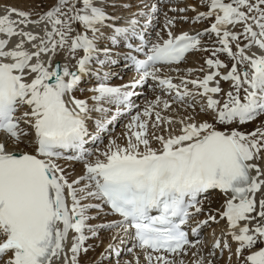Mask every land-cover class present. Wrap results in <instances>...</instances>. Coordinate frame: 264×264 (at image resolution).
<instances>
[{
  "label": "snow or ice",
  "instance_id": "6c2138e0",
  "mask_svg": "<svg viewBox=\"0 0 264 264\" xmlns=\"http://www.w3.org/2000/svg\"><path fill=\"white\" fill-rule=\"evenodd\" d=\"M200 3L206 10L191 21L207 27L175 34L178 18L165 14L167 38L157 31L153 41L138 31L137 17L156 13L157 4L133 13L123 27L109 23L116 17L101 0H54L40 12L6 7L0 14V264H79L85 242L101 229H117L113 241L121 232L130 235L145 264H186L190 249L203 242L190 239L185 226L197 236L220 221L226 228L208 255L191 252L187 264H215L216 250L225 249L236 264H264V123L240 130L264 115V0ZM189 10L196 8L170 9ZM102 38L122 45L139 79L121 86L104 82L108 74L101 69L117 61L110 48L98 47ZM195 51L210 52L206 69L187 70L188 76L205 73L202 78L181 76L174 83L161 75L165 68L179 72L173 66ZM61 54L63 62L53 64ZM93 72L99 82L89 89L90 107L74 92ZM149 80L161 94L125 125V143L110 139L87 160L93 153L85 145L98 138L89 132L90 114L107 113L105 103L130 110L136 93L128 89ZM221 81L230 82L226 93ZM181 108L187 115L164 114ZM201 113L210 119H197ZM119 114L117 107L116 115L97 120V130L105 131ZM59 160L82 161L83 174L69 180ZM210 191L223 195L220 209L203 207L200 197ZM105 206V215L119 219L89 224ZM205 212L206 219L191 227Z\"/></svg>",
  "mask_w": 264,
  "mask_h": 264
},
{
  "label": "bare ground",
  "instance_id": "6f19581e",
  "mask_svg": "<svg viewBox=\"0 0 264 264\" xmlns=\"http://www.w3.org/2000/svg\"><path fill=\"white\" fill-rule=\"evenodd\" d=\"M52 1L54 2V0H52ZM112 1L114 3H116V4H113ZM166 1L168 3H170V4L176 5V3H177V5L181 6L180 3H179L180 0H166ZM47 2H50V1L43 0V5H42L41 0H0V9H5L6 7H15V8H18L20 10H24V11L33 10L35 12H40L42 10H47V8L51 6L52 3L47 4ZM101 2L102 3H106V5H107L106 11L110 15L116 17L115 20L109 22L110 24L115 25V26H121V27L126 26L127 20L132 16L133 13H136V12H134V8H132L133 10H131L130 8H128L126 6L127 0H101ZM168 3H167V5L170 6V4H168ZM151 5H152L151 3L150 4H147L145 6V8L146 7H150ZM203 9H204V11L206 10L205 8H203ZM147 10H149V8L148 9H145L144 12L147 13ZM184 14H186V13H184ZM174 16H175V13H174ZM178 17H181V16H178ZM33 18L35 19L36 17L33 16ZM137 19H139V21H140V27L138 28V29H140L139 31H142L143 32L145 30V31H147L146 33H152V31H153V25H156V24L153 23V19H151L150 16L137 17ZM148 20H150L151 22L150 23H146V21H148ZM155 21H157V20L155 19ZM190 24H192L191 23V18H189L187 21L178 23L177 27L174 26L173 27L174 29L172 31L175 34L178 31L179 32L187 31V32H190V34H194L195 32L201 31L205 27L208 26V23L207 22H200V24H194V25H190ZM162 28L163 29L160 28L161 30L159 29L160 30V33H161V36L163 38H167V35H166L167 30L165 29V27H162ZM150 37H151V35H150ZM205 42H206V44H208V46H211L210 45V42L208 41V38L207 37H205ZM98 47L101 48V49L104 48V47L110 48L112 50L111 51V58L117 60V63L111 64V65H106L102 69L108 70L109 68L113 67V65H115L116 67L114 66L113 68L110 69V71L114 70V72L117 73V70L122 67V69H119L120 70L119 71L120 73H124V70H126V72L132 70L135 73V70H133V68H135V67L132 66L129 62H126L123 59V54H124L125 49H123V47H122L121 44L112 45L109 40H107L106 38H102V39H100L98 41ZM253 49H252V51H253ZM80 54L82 55V53H80ZM195 55H192L191 54L190 57L187 60H185L184 63H182L179 66L173 67V69L176 68V67H178L180 69L179 72H177L175 70H172V69L165 68L164 71L161 73V75L162 76H164V75L171 76L173 78L174 83H180L179 77H181V76H188V73H187V70L188 69H199L201 67H204L205 68L206 65H204V60H205V58H207L208 56H210V52L202 51L200 57H197ZM99 57L102 58V59H107V57H104L103 56V53L102 52L99 54ZM219 58L221 60L225 61V63H228L229 66L231 65V61H229L228 58L225 55L222 54V55H220ZM193 59H195V60H193ZM56 61L62 63L63 62V55L61 54V55L56 56L55 59L53 60V63L56 62ZM93 64H95V63H93ZM126 67H129L130 69H126ZM104 73H107V71H105ZM107 74H108L107 75V79L104 82L107 83L110 86H113V84L110 82V80H112V77H111L110 73H107ZM202 76H203V72L194 71L191 74V76H188V78H190V79L197 78V77L202 78ZM88 78L91 79L92 82L89 83V85L86 86V87L92 88V87L96 86L98 84V82H99V78L93 72L91 75H88V76L84 77L83 80H82V83H83L84 80H86ZM94 78H95V80H93ZM138 78L139 77H137L136 79H138ZM125 83H126V81H119V82H117L118 85H125ZM128 83H129V80H128ZM227 83H230V82H223V81H221V87H223L224 93H226L229 90V89H226L227 87H225V85ZM189 87L191 88L192 86L189 85ZM128 90L131 91L133 89H128ZM135 90H136V92L143 93L142 96L137 97V100L138 101L136 103H140L141 102V101L139 102L140 98H142V100H144L143 98L145 97V95L148 96L147 98L150 101L153 100L157 95H160L159 89L156 87L155 83L153 81H151V80H149L147 82V84H145V85H143L141 87H138ZM224 93H221L220 94V97L219 96L218 97L219 98L223 97ZM88 94L90 95V94H93V93L91 91H88L87 95ZM74 95L77 98H81V99H86V96H87L86 94L85 95L83 94V96H80L78 94V92H76V91L74 92ZM89 97H91V96H89ZM87 100L89 102V106L92 107L93 104H94V102L90 98H87ZM196 101H200V98L199 97H196ZM143 103L142 104L140 103L139 108H140L141 105H143ZM144 105H143V107H144ZM104 107L109 108L110 110H109V113H107V114L105 113L106 116L103 117V118H111V116L115 115L114 112H115V109H117V106H115V104H107V103H105L104 104ZM122 109H124V108H122ZM196 111H199V104H197ZM92 113H96V112H92ZM165 113L167 115H174V113H172V112H165ZM177 114H178V116L179 115H187V112H184V111H182V109H179L177 111ZM197 119H210V118L208 116H205L204 114L201 113L200 116L197 117ZM96 121H97L96 119L91 118L87 122L88 123L89 132L92 135L98 137L95 140V142L96 141H99V136L98 135H100V134H103L104 135V131H98L97 128H95L93 131L90 130V128H92L93 126L96 125ZM256 121H258V120H256ZM115 122H116V120L113 121L111 124H106V126H109V128H110V126H113V123H115ZM262 123H264V120H263ZM262 123L258 124V126H260ZM249 125L250 124H247V125L242 126L240 128V130L241 131H244L242 128L243 127L244 128L245 127H248ZM251 130H253L252 127L249 130L244 131V132H250ZM118 139L116 140L117 143H121V144L125 143V137H124V135H121L120 139L119 140ZM108 143L109 142H107L105 145H102V147H100L99 149L101 151L105 150V147H106V145ZM93 144H94V141L93 140H89V142L86 143V145H85L86 146V149L92 148ZM154 146H156V145H154ZM21 147H24V146L21 145ZM27 150L30 151L31 149H27ZM89 158L90 157H87V159H89ZM95 158L96 157L93 156L92 159H89V160L91 161V160H94ZM101 158H103V157H101ZM58 163L65 169V172L68 174L69 180L75 179L79 175L83 174V163H81V161H77V160H70V161L59 160ZM260 163H261V166L264 167V161H261ZM215 195H216V200H213V201L209 202V206L213 210L220 209L221 208V204L224 201V197H223V195L219 191H215ZM93 202L96 203L97 201H93ZM205 209L207 210V206H206ZM107 211H108V209L105 206L104 207V212H102L99 216H97V218L94 219V221L92 220L93 222L90 221V220L88 222H91L90 224H94V223H98L99 224V223H108V222H111L113 220L119 219V217L114 216V215H105L104 213H106ZM91 214H95V216H96V212L95 211H92ZM206 216H207V212L202 213L200 215H197V216L194 217V219H195L194 221L204 220V219H206ZM206 228H207V230H209L208 232L205 231ZM224 228H226V224H225L224 221H220L219 223H210V226H204V227H202L200 229L199 233H198L202 237L201 238L200 237H197V238H200V240L203 242V244H202V246H198V248L190 249L189 254L184 257L186 264H187L188 261H190L191 259H193V257L191 256V252L200 251V254L202 255V253H201V249H202V251L204 252L203 255L204 256H207L208 255V252H209V249L211 248L214 240L217 237L220 236L221 229H224ZM102 231H103V229H101V232ZM117 231L118 230L116 229V232ZM213 233H215V235H213ZM101 234L102 233H100V235ZM105 237H104V239H105ZM108 238L109 239H106L105 241H108L109 242L111 240V236H109ZM117 239L116 240L119 243L116 242V240L115 241H112V242H116V244L115 243L113 244L112 242L111 243L114 245V248L117 249V250H118L119 246L121 244H123V247L121 246L122 247V250H121L120 254L117 255L118 252L113 253L112 250L114 248L112 250H106L104 252V256H103L104 258H103L102 262L97 261L95 264H102V263H104V261H105L104 264H106V260L109 257L106 254V252H110L112 258H114L116 256L115 257L116 259L120 258L119 256L120 255H123L124 254L123 252H126L125 255H123V256H127L130 253H132L133 257L131 259L130 258H125L122 262H124L125 264H137L136 257L139 256V258H140L139 259V264H145V261H144L143 254H142L141 250L139 248L134 247V240L132 239V237L130 235H125L124 233L121 232L120 236ZM120 241H123V242L120 243ZM68 243L70 245V243H71V235L69 236ZM92 245L93 244H90L88 246L89 248L87 247L88 248V251L86 253L82 252L80 254L81 258L79 257V264H94L93 263L94 256H95V258L98 256V252L96 250H97L98 247H101L102 246L100 248V251H101L103 249V245L101 244V242H100V245L97 244V243H94L93 246ZM234 249H235V245L233 244V251H234ZM225 252H226V255H224V257L222 255V257H221L220 250H216V257H215L216 258V262H215V264L218 263V262H220L219 264H236V257L234 255H232L227 249H225ZM129 256H131V255H129ZM229 257H231V260H229Z\"/></svg>",
  "mask_w": 264,
  "mask_h": 264
},
{
  "label": "rangeland",
  "instance_id": "374dc122",
  "mask_svg": "<svg viewBox=\"0 0 264 264\" xmlns=\"http://www.w3.org/2000/svg\"><path fill=\"white\" fill-rule=\"evenodd\" d=\"M47 1H50V2H47V4H50V3H54L52 0H47ZM153 2V3H152ZM112 3L113 4H116V3H114L113 1H112ZM157 4L158 5V11L155 13V14H152L150 17H151V19H153V23L154 24H156V25H153V31H152V41H153V39H155L156 38V36H155V34H156V32L157 31H160L161 29H163L162 27H165V23H166V17H165V14H167V17L168 18H172V17H177L178 19L176 20V25H175V27H177V25H178V23H181V22H184V20H181V19H179L180 17H178V16H181V17H188V18H192V17H194L196 14H197V12H199V11H204V7L201 5V3H200V0H180L179 1V3H180V5L181 6H179V5H177V3H176V5H173V4H170V3H168L166 0H164V2H160V0H127V2H126V6L128 7V8H130L131 10H133L132 8H134V12H137V11H140V10H143V11H145V9H148L149 7H146L145 8V6L147 5V4ZM167 3L168 4H170V6L169 5H167ZM175 6V7H174ZM192 7H195L196 8V11H191V10H189V11H186V12H183V13H181V12H179V11H170V9H172V8H175V9H180V8H192ZM149 10H147V12H148ZM196 12V13H195ZM174 13H175V16H174ZM178 13V14H177ZM184 13H186V14H184ZM195 13V14H194ZM155 19L157 20V21H155ZM191 23L192 24H190V25H194V24H200V23H193L192 21H191ZM161 28V29H160ZM160 29V30H159ZM166 30H168L167 28H165ZM174 28H172V30H173ZM106 31V34H107V30H105ZM201 52L202 51H200V52H195L193 55H195V56H197V57H200L201 56ZM193 60H195V59H193ZM115 66V65H114ZM113 66V67H114ZM112 67V68H113ZM110 69V68H109ZM103 72V71H102ZM114 72V70L112 71V74H110L111 76H115L114 78H113V80H112V83L114 84L115 82H118L119 80H127V75H125V74H123V73H113ZM107 73H109V71H107ZM118 74V75H117ZM93 80H95V78L93 79ZM92 81H91V79H86V80H84L83 81V84H81L80 85V89L79 90H77L76 92H78V94L80 95V96H83V94L85 95H87V93H88V91H89V88L90 87H86V86H88L89 85V83H91ZM230 86V84L227 86V87H229ZM161 94V93H160ZM93 94H88L87 96H86V99L87 98H90L89 96H92ZM148 96L147 95H145V97L143 98L144 100H142V98H140V103L142 104L143 102V105L146 103V102H148V101H150L148 98H147ZM164 98H167L166 96L164 97ZM143 105H141L140 106V108L138 109V110H135L134 112H132L129 116H127V117H121L116 123H114L113 124V126H111L110 128H106L107 130L106 131H104V135H102V134H100V140L99 141H97L96 142V144L92 147V150H94L92 153H93V155H90V159H92V157L94 156V157H96V149H99L100 147H102V145H105L107 142H109V140L110 139H115V140H117L118 138L120 139V137H121V135H123L124 133H125V131H126V129H125V125H127L128 123H129V121L131 120V117L132 116H134V115H136L137 114V112H140L141 110H143ZM145 106V105H144ZM143 107V108H142ZM173 107H176L175 105H173ZM182 109V108H181ZM182 111H184V109H182ZM190 111V110H189ZM185 112V111H184ZM107 113H109V112H107ZM106 113V114H107ZM172 113H174V115H171V116H174V117H178V114H177V112H172ZM106 114L105 113H103V114H101V113H91L90 114V116H91V118H94V119H96V120H100V119H106V118H103V117H105L106 116ZM165 115H167L166 113H164ZM256 120H258V121H256ZM255 121H253V122H251V123H248V124H250L248 127H243L242 129L244 130V131H247V130H249L251 127H252V129H254V128H256V127H258V124H260V123H262L263 122V120H264V115H261V116H259L257 119H256ZM247 125V124H246ZM95 128H97L96 127V125L95 126H93L92 128H91V130H93V129H95ZM252 131V130H251ZM123 133V134H122ZM118 139V140H119ZM90 161V160H89ZM203 200V207L204 208H206V206H207V209L210 207L209 206V202H211V201H213V200H216V195H215V192H210L209 194H207V198L205 199H202ZM92 211H95L96 212V210H91L90 212H89V215H92V216H95V214H91V212ZM93 221H94V219H92ZM92 220H90V221H92ZM92 221V222H93ZM89 224L91 223V222H88ZM100 224V223H99ZM91 225H98V223H94V224H91ZM209 229V228H208ZM206 230H207V228H206ZM209 230H207V232H208ZM102 233L101 235H100V233ZM116 232V229H113V230H105V229H103V231L101 232V230H99L98 231V235L97 236H95V237H90V239H88L86 242H85V246L86 247H88L90 244H93L94 245V243H97V244H99L100 245V242H101V244L103 245V251L101 252L100 251V248L102 247H98L97 248V252H98V256L95 258V256H94V261H93V263L95 264L97 261H100V262H102V260H103V256H104V252L106 251V250H108V245L113 241L112 239L108 242V241H105L106 239H109L108 237L109 236H111L112 237V235L114 234ZM112 233V234H111ZM108 234V235H107ZM106 236V237H105ZM103 237V238H102ZM104 237H105V239H104ZM102 240V241H101ZM118 240V239H117ZM116 240V242H118ZM98 241V242H97ZM100 241V242H99ZM105 241V242H104ZM106 244H104V243ZM116 242H112L113 244L115 243L116 244ZM121 242V241H120ZM119 243V242H118ZM92 245V246H93ZM96 245V244H95ZM122 246H123V244H121ZM107 246V247H106ZM121 247V246H120ZM89 248V247H88ZM82 253V252H81ZM80 253V254H81ZM84 253H86V252H84ZM106 254L109 256L108 257V259L106 260V264H125L124 262H122L125 258H132L133 257V255H132V253H130L129 255H131V256H129V255H127V256H123V255H125V253L123 254V255H120L119 257L120 258H118V259H116L115 257L114 258H112L111 257V254H110V252H106ZM222 255H223V257H224V255H226V252H225V250H224V252L221 254V257H222ZM102 256V257H101ZM80 258H81V256H79ZM215 259V262H216V258H214ZM111 260V261H110ZM119 260V261H118ZM108 262V263H107ZM104 263H105V261H104ZM104 263H102V264H104ZM220 262H218V263H216V264H219Z\"/></svg>",
  "mask_w": 264,
  "mask_h": 264
}]
</instances>
